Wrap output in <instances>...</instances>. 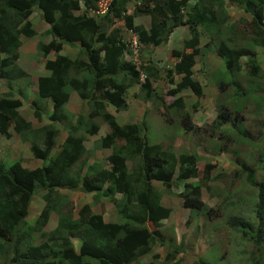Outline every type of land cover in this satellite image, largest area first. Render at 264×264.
I'll list each match as a JSON object with an SVG mask.
<instances>
[{"label":"trees","instance_id":"1","mask_svg":"<svg viewBox=\"0 0 264 264\" xmlns=\"http://www.w3.org/2000/svg\"><path fill=\"white\" fill-rule=\"evenodd\" d=\"M101 1L0 0V79L8 81L6 91L0 94V136L8 138L14 132L30 142L32 157L43 161L41 166L27 168L20 160L10 164L0 160V264H156L154 260L141 261L140 257L150 253L154 244L163 243L159 239L160 227L170 209L161 204L153 181L165 187L171 185L172 177L183 182L178 195L184 207L204 212L208 218L220 216L219 211L204 204L200 194L213 165L206 163L199 170L196 153L177 154L160 142L148 143L143 122L119 124L108 110V106L117 111L126 109L127 90L136 84L146 100L158 96V88L153 85L159 78L157 66L139 68L125 58L131 51L115 22L121 21L139 45L152 47L165 43L176 26L187 25L189 35L182 47L170 51L175 59L165 73L170 87L158 99L164 109L180 112V130L199 132L202 128L192 122L179 95L187 89L197 97L202 95V84L193 77L196 58L203 54L202 49L207 51L210 44L214 45V54L225 68L220 75L231 76L228 79L224 75L215 82L218 92L231 86L235 94L247 95L233 77L240 71L244 57L251 73L264 78L256 49L260 47L264 54V0H135L133 16H149L148 28L135 23L127 13L131 0H106L103 11ZM227 4L239 6L249 17L244 20V31L251 37L246 45L239 43L245 37L243 32H236L234 24L227 25ZM34 11L48 25L46 33L51 35L50 41L37 45L48 74L38 76L36 96L50 105L48 122L37 128L20 111L22 88L9 83L27 76L17 60L21 37L36 34L29 20ZM226 29L234 30V37L224 33ZM201 30L208 37L203 44ZM64 42L78 49L74 58L61 53ZM141 73L145 75L143 81ZM175 76H179L178 81ZM72 91L87 105V112L76 115L74 120L65 110ZM164 96L173 97V101L164 102ZM31 105L33 115L40 121L45 107L35 99ZM96 119L108 128L99 137V146L111 149L106 157L108 168L91 160L85 146L86 136L100 129ZM237 120L238 111L232 118L231 110L220 104L208 127L219 138H229L222 125L231 121L236 129ZM61 126L66 134L58 142ZM261 167L264 169V163ZM240 173H245L249 184L257 189L254 219L232 215L226 225L250 243V263L264 264V179H257L254 170L242 168ZM64 188L90 193L95 200L107 198L116 207L120 221H106L102 214L93 212L90 203L77 210L76 218L71 212L63 213L58 199L69 200L58 191ZM38 190L44 191V206L29 223L30 204ZM51 211L57 212V223L50 230L43 229ZM179 250V245H173L166 260Z\"/></svg>","mask_w":264,"mask_h":264},{"label":"rangeland","instance_id":"2","mask_svg":"<svg viewBox=\"0 0 264 264\" xmlns=\"http://www.w3.org/2000/svg\"><path fill=\"white\" fill-rule=\"evenodd\" d=\"M106 0L100 2L101 10L105 9ZM135 0L127 4V13L133 16ZM239 7V6H238ZM227 4V25H236L238 33L245 37L240 44L247 43L251 37L245 32V21L249 17L240 7ZM135 15V14H134ZM135 23L149 27V16H133ZM29 20L36 31L33 37L26 38L22 36L21 46L19 47V58L17 65L27 72V76L15 79L11 82L12 87H21L23 90L21 113L31 120L33 127H38L47 123L46 112L50 109L49 103H43L36 96V81L38 76L47 75L48 71L44 69V58L37 48L39 42L47 43L51 40V35L46 33L48 25L41 19L38 11H34ZM121 27L124 40L128 44L130 51L125 58L134 62L139 68L141 65L157 66L159 70L158 80H154L153 85L157 89L158 96L164 95L170 85L165 78L167 69L173 67L175 59L171 57L172 48H181L182 41L188 37L187 25L176 26L168 40L159 46H143L134 44V35L124 28L121 21L115 22ZM230 37H234V30L226 29L223 31ZM201 43H205L207 36L201 30ZM236 34V33H235ZM216 43L218 39H215ZM260 58L261 68L264 67V54L262 49L257 47ZM69 43L63 45L61 53L74 58L77 53ZM202 55L197 56L194 66L193 77L202 84V95L197 97L190 90H183L179 93L182 97L185 110L191 114L192 122L200 126L202 131L186 133L180 130L179 116L177 110H166L161 105L158 96L146 100L144 92L136 84L129 88L126 93L127 108L117 111L113 106H108V110L115 115L119 124L144 123L145 136L148 143L160 142L165 147H171L177 154L180 152H193L198 157L199 170L204 169L206 163H210V176L205 178V183L200 187L201 199L209 208L219 211V217L208 218L204 212L190 210L182 205V200L178 195L183 189V182L175 181L170 178L171 185L165 187L159 181H153L154 187L160 192V202L163 206L170 209L169 216L162 221L160 227V240L153 245L150 253L140 257L141 261L147 262L154 260L156 264H251L249 251L250 243L244 242L240 233L226 225V220L232 215H243L246 218L254 219L253 205L256 199L257 189L251 186L246 179L244 171L254 170L257 179H264V169L261 165L264 163V78L255 76L249 70V63L243 57L242 67L234 76L247 95H237L234 89L229 86L224 92H218L215 82L219 79H231L229 73H225L222 62L214 54V45L210 44L209 50L202 49ZM1 56V53H0ZM49 57L54 55L49 54ZM263 69V68H262ZM221 76V77H220ZM144 73L140 75V81L144 80ZM179 76L174 80L178 81ZM227 79V80H228ZM226 80V79H225ZM8 81L0 79V94L7 89ZM35 99L40 105L45 107L41 120H37L33 115L31 100ZM173 97L164 96V102L170 103ZM220 104L226 105L231 110L233 118L235 111H238V127L231 121L222 125L224 134L229 138H219L216 132H213L208 125H211L213 118L217 114ZM65 110L72 114L68 116L74 120L76 115L85 114L87 105L77 94L72 91L68 102L65 104ZM100 123V129L95 135L86 136L85 146L87 154L91 160H96L102 166L108 168L106 157L111 152L110 148L99 146V137L108 130L107 125L96 119ZM207 131H203V128ZM78 133H81L79 131ZM66 132L61 126V133L58 142L63 139ZM30 142L20 138L14 132L10 137L0 136V160L10 164L15 160H20L23 166L35 168L41 166L43 161L32 157L30 152ZM260 158V159H259ZM131 168L132 163L128 162ZM216 178H212L213 175ZM194 180V179H193ZM59 195L67 196L69 202L58 199L60 206L58 208L63 213L71 212L73 218L77 217V210L85 203H90L93 212L102 214L106 221H120L116 207L107 199H94L92 194L83 193L79 190L71 191L61 189ZM44 191L38 190L32 197L30 212L27 216L28 222L33 223L37 214L44 206L42 198ZM119 198L120 195H117ZM58 215L56 211L50 212V218L47 225L43 228L50 230L57 223ZM173 245H179L180 250L169 260L166 255L172 252ZM151 255H156L152 257ZM94 263L95 260H93ZM135 264V263H132Z\"/></svg>","mask_w":264,"mask_h":264},{"label":"clouds","instance_id":"3","mask_svg":"<svg viewBox=\"0 0 264 264\" xmlns=\"http://www.w3.org/2000/svg\"><path fill=\"white\" fill-rule=\"evenodd\" d=\"M133 38H134V44L136 43L135 46L138 45L135 36Z\"/></svg>","mask_w":264,"mask_h":264},{"label":"built area","instance_id":"4","mask_svg":"<svg viewBox=\"0 0 264 264\" xmlns=\"http://www.w3.org/2000/svg\"><path fill=\"white\" fill-rule=\"evenodd\" d=\"M136 44V43H135Z\"/></svg>","mask_w":264,"mask_h":264}]
</instances>
